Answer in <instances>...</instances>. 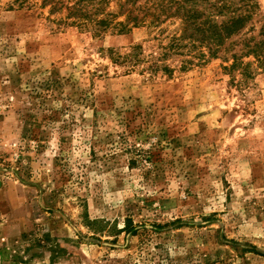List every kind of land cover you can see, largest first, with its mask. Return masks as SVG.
I'll return each instance as SVG.
<instances>
[{
    "label": "rangeland",
    "instance_id": "374dc122",
    "mask_svg": "<svg viewBox=\"0 0 264 264\" xmlns=\"http://www.w3.org/2000/svg\"><path fill=\"white\" fill-rule=\"evenodd\" d=\"M68 1L0 0V264H264V70L130 68L174 23L97 35Z\"/></svg>",
    "mask_w": 264,
    "mask_h": 264
},
{
    "label": "trees",
    "instance_id": "16d2710c",
    "mask_svg": "<svg viewBox=\"0 0 264 264\" xmlns=\"http://www.w3.org/2000/svg\"><path fill=\"white\" fill-rule=\"evenodd\" d=\"M62 9L67 13L66 21L92 28L97 35L145 28L161 37L166 33L162 27L174 23L176 29L167 35L170 42L161 45V52L150 59L142 57L140 46L131 47L124 55L111 50L115 62L130 68L146 63L145 69L154 75L159 71L171 75L166 59L192 49L198 59L206 52L216 59L226 55L232 67H242L245 59H254L264 70V23L256 19L260 5L250 0H70ZM189 63L183 62V67ZM127 229L135 232V227Z\"/></svg>",
    "mask_w": 264,
    "mask_h": 264
}]
</instances>
